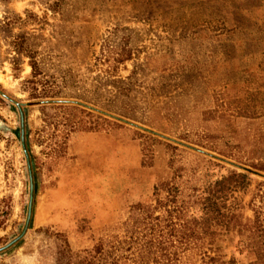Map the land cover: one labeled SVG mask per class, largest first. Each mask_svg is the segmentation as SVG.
<instances>
[{"label": "rangeland", "instance_id": "obj_1", "mask_svg": "<svg viewBox=\"0 0 264 264\" xmlns=\"http://www.w3.org/2000/svg\"><path fill=\"white\" fill-rule=\"evenodd\" d=\"M229 171L248 178L234 196L251 218L264 0H0V248L19 236L0 264H81L144 225L134 205L154 203L159 184L186 207L164 238L189 239L195 196ZM241 238L218 236L220 252L250 264Z\"/></svg>", "mask_w": 264, "mask_h": 264}, {"label": "trees", "instance_id": "obj_2", "mask_svg": "<svg viewBox=\"0 0 264 264\" xmlns=\"http://www.w3.org/2000/svg\"><path fill=\"white\" fill-rule=\"evenodd\" d=\"M29 61L32 68L34 62ZM248 183L245 173L235 171L209 182L193 200L192 204L197 208L190 214L192 225L189 239L185 240L181 233L173 239L164 238L166 232L162 231V227L178 223L186 208L178 200L177 188L173 185H155L152 193L154 203L134 205L145 219L144 225H135L122 240L114 239L105 244L98 242L91 249V258L81 261V264H180L176 248L183 249L186 245L195 250L199 264H236L232 257L223 258L218 241V236H226L232 230L243 236L238 242L251 256L249 263L264 264V188H257V204L252 202L254 198L249 201L252 205L251 218L241 220L237 212L239 206L234 192L244 189ZM159 191H163L162 197L158 196ZM159 210L164 214H154ZM160 221L166 223L161 225ZM204 235L207 236L206 240L202 239ZM168 236L171 234L168 233ZM64 258L65 264H75L66 255Z\"/></svg>", "mask_w": 264, "mask_h": 264}, {"label": "water", "instance_id": "obj_3", "mask_svg": "<svg viewBox=\"0 0 264 264\" xmlns=\"http://www.w3.org/2000/svg\"><path fill=\"white\" fill-rule=\"evenodd\" d=\"M20 141H21L22 149H23L24 153L26 154V151H25V144H24V142H23V129H22V118H21V116H20ZM26 156H27V155H26ZM26 162H27V167H28V176H29V179H31V174H30V170H29V163H28V159H27V158H26ZM30 186H31V181H30ZM30 193H31V192H30ZM30 197H31V195H29L28 208H27V217H26L25 225H26V223H27L28 216H29V210H30ZM24 228H25V227H24ZM24 228H23V230H22L21 233H23ZM17 238H19V236L16 237V238H14V239H12L10 242H8L7 244H5L4 246H2V247L0 248V250H1V249H4V248H6V247H8L9 245H11L13 242H15V241L17 240Z\"/></svg>", "mask_w": 264, "mask_h": 264}]
</instances>
